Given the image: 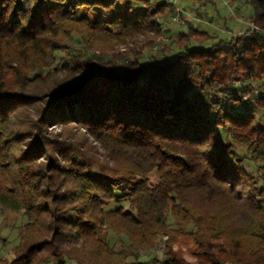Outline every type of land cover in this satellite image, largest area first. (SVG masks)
Here are the masks:
<instances>
[{
    "label": "trees",
    "instance_id": "obj_1",
    "mask_svg": "<svg viewBox=\"0 0 264 264\" xmlns=\"http://www.w3.org/2000/svg\"><path fill=\"white\" fill-rule=\"evenodd\" d=\"M121 2L0 0V203L26 218L13 256L0 262L64 264L66 246L90 241L99 259L79 264H123L167 228L192 242L195 264H264V176L243 168L249 159L264 170V0H245L256 30L227 38L177 31L166 60L45 67L65 30L162 34L171 3ZM68 124L115 167L68 134L48 132ZM190 192L213 206H196ZM239 198L252 216L241 232L222 218L238 214ZM114 218L136 230L121 232L140 240L137 251L115 252L97 238ZM164 248L160 264H192Z\"/></svg>",
    "mask_w": 264,
    "mask_h": 264
},
{
    "label": "rangeland",
    "instance_id": "obj_2",
    "mask_svg": "<svg viewBox=\"0 0 264 264\" xmlns=\"http://www.w3.org/2000/svg\"><path fill=\"white\" fill-rule=\"evenodd\" d=\"M121 1V3L126 4V0ZM153 1L158 2L159 0ZM163 1L171 3L173 12L171 11L167 20L163 23V28L161 27L162 34L159 33V36H154L153 33L149 32L150 28L143 31H128L124 32V34L122 33V35L116 36L113 33L108 35L96 30L89 31L84 29V31L80 30V33L65 30V32L63 31L65 34H60L57 38L61 43L60 49L52 54L51 57L47 58L45 67L59 68L64 61L76 64L88 59L91 60L93 64L94 62L102 64L109 61L108 63H110V65L120 70L121 66L126 61L129 63V61L135 58L141 62L152 59L166 60L172 53L171 49H166L169 47L166 43H169V40L176 36L177 31H186L194 27L206 28L209 31L213 30L218 37L227 38L230 34L237 35L257 29L251 22V7L245 0H209L216 3L215 7L206 1V5H202L195 0ZM176 17L180 18L179 22L175 21ZM253 26L256 28L251 30L250 27ZM172 46L174 45L172 44ZM163 48L164 50H162ZM233 82L236 84L237 79H234ZM48 132L52 134H68V136L73 137V139L79 140L84 145H87V147H90L92 151H96L93 157L97 159L98 162L103 163L109 168L115 167L110 160H106L102 155H99L103 153V150L97 143L93 142L91 138H88L82 128H76L68 124L65 126L49 127ZM237 152L243 154L244 151L237 148ZM261 167L262 163H254L249 159L243 163V168L246 172L252 173V175L258 179L264 176V170H261ZM94 171L97 170L94 168ZM149 182L151 184L157 183L155 171L150 173ZM260 185L261 181L259 182V186ZM237 189L238 188H235L234 192H236ZM188 196L192 203L200 208H209V206H213V203L207 201L203 195L199 196L197 193L190 192ZM235 202L238 214L236 216H230L222 213L223 222L235 230L239 228L245 230L246 226L250 224L249 219L252 218V216L250 211H245L246 206L244 205L243 198H239L235 200ZM119 205H123V203L110 202L107 207L114 208ZM25 222L26 218L20 209L13 210L7 205L0 203V259L7 260L13 256L14 248L19 243L20 233L23 231L22 227ZM165 225L173 229L174 220L172 219V215L168 214ZM122 230L128 231L132 235L136 232L134 228L124 223L120 218H114L105 222L96 236L101 241H107L115 252L118 250L132 251V249L137 251L138 248L134 247L137 246L140 240L136 238L134 242L131 243V239H129L126 234L122 233ZM241 230L239 229L240 232ZM163 232H168L167 228H164V230L160 232L161 234L159 237L152 241V245L144 250L141 249L140 257L126 258V255H124L122 257V259L124 258L123 264L126 262L133 264H160L165 249V243H170L173 251L179 250L186 262L192 264L197 262L192 254L194 249L191 248V241L173 232H168V234ZM72 245L73 244L66 246L67 251L69 250L70 253L68 252L66 254L64 264H79L76 259L78 258L84 261L87 256L99 259V250L95 248L90 241L77 244L75 245L76 248H72ZM76 250L78 251L76 252ZM2 263L3 262H0V264Z\"/></svg>",
    "mask_w": 264,
    "mask_h": 264
},
{
    "label": "built area",
    "instance_id": "obj_3",
    "mask_svg": "<svg viewBox=\"0 0 264 264\" xmlns=\"http://www.w3.org/2000/svg\"><path fill=\"white\" fill-rule=\"evenodd\" d=\"M179 19H180V18L176 17V18H175V21H176V22H179ZM250 28H251V30H253V29H255L256 27L253 26V27H250Z\"/></svg>",
    "mask_w": 264,
    "mask_h": 264
}]
</instances>
